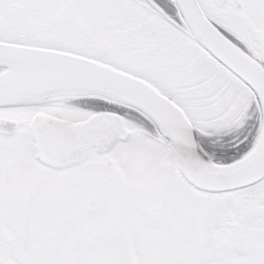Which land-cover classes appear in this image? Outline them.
I'll use <instances>...</instances> for the list:
<instances>
[{"label": "snow or ice", "instance_id": "6c2138e0", "mask_svg": "<svg viewBox=\"0 0 264 264\" xmlns=\"http://www.w3.org/2000/svg\"><path fill=\"white\" fill-rule=\"evenodd\" d=\"M0 264H264V0H0Z\"/></svg>", "mask_w": 264, "mask_h": 264}]
</instances>
